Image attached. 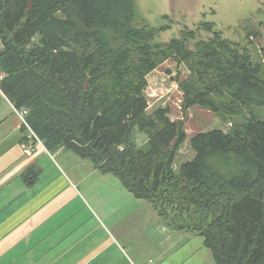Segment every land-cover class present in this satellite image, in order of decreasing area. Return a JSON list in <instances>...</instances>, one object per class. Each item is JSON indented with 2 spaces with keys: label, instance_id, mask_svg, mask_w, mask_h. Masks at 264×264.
<instances>
[{
  "label": "trees",
  "instance_id": "1",
  "mask_svg": "<svg viewBox=\"0 0 264 264\" xmlns=\"http://www.w3.org/2000/svg\"><path fill=\"white\" fill-rule=\"evenodd\" d=\"M167 28L149 24L135 0H0V88L49 151L119 178L170 226L200 233L216 263L264 264L263 65L212 22L169 40ZM170 58L190 70L175 80L184 109L232 123L194 135L179 173L174 150L187 133L168 107L149 114L146 95L148 75ZM135 131L148 137L140 146Z\"/></svg>",
  "mask_w": 264,
  "mask_h": 264
},
{
  "label": "crops",
  "instance_id": "2",
  "mask_svg": "<svg viewBox=\"0 0 264 264\" xmlns=\"http://www.w3.org/2000/svg\"><path fill=\"white\" fill-rule=\"evenodd\" d=\"M23 126L1 90L0 264H218L200 233L170 226L91 161H58L64 149L42 144L26 153Z\"/></svg>",
  "mask_w": 264,
  "mask_h": 264
},
{
  "label": "rangeland",
  "instance_id": "3",
  "mask_svg": "<svg viewBox=\"0 0 264 264\" xmlns=\"http://www.w3.org/2000/svg\"><path fill=\"white\" fill-rule=\"evenodd\" d=\"M135 1L141 15L149 24L156 27L168 26L162 33V37L166 40L180 36L184 28L198 29L202 21L212 22L215 24V30L222 31L225 38L240 43L243 47L246 46L253 60L262 63V78L264 79V57L261 51L264 46V0ZM254 31L257 34L249 38L248 33ZM200 34V38H209L213 32L200 30ZM189 74L190 70L185 62L174 58L167 59L148 75V88L146 89L149 102L148 113L152 114L160 107H168L170 118L182 122L187 133V139L174 150L172 169L175 173H179L183 163L194 158L195 151L190 143L194 135L213 129H222L227 132L232 126V123L222 121L215 112L199 105H194L187 111L184 109L183 92L175 80L185 79ZM259 110L264 117V108ZM241 119V117L236 118L237 121ZM133 138L140 146L147 141L148 137L144 133L135 131ZM62 151L61 155H58V150L55 151L58 153L56 154L58 161L62 162L66 157L64 153L68 152L73 157H78L72 151L65 149ZM146 201L153 205L150 200ZM173 209H169V213H174ZM205 219H202L201 223L207 225L211 218L207 216Z\"/></svg>",
  "mask_w": 264,
  "mask_h": 264
},
{
  "label": "built area",
  "instance_id": "4",
  "mask_svg": "<svg viewBox=\"0 0 264 264\" xmlns=\"http://www.w3.org/2000/svg\"><path fill=\"white\" fill-rule=\"evenodd\" d=\"M3 76H4V75L1 74V75H0V79L3 78ZM0 91H1V88H0ZM15 110H16V112L18 113V115L22 118V121H23L24 123H26V121H25V116H26V114L28 113L27 110H26V109H17V108H15ZM26 124H27V123H26ZM27 126H28V124H27ZM28 130L30 131L29 138H30V139H33L34 142H33V144L31 143L29 146H27L26 144H23V147H24V150H25L26 153H31L32 150L34 149V146H35L36 144H42V145L44 146V143H43V141H42V140L36 135V133L33 131V129H32L30 126H28Z\"/></svg>",
  "mask_w": 264,
  "mask_h": 264
}]
</instances>
